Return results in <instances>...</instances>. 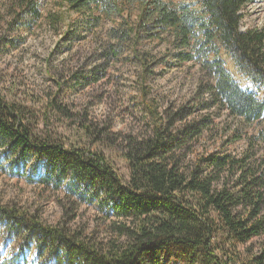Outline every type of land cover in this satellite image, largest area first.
I'll use <instances>...</instances> for the list:
<instances>
[{
  "label": "trees",
  "instance_id": "trees-1",
  "mask_svg": "<svg viewBox=\"0 0 264 264\" xmlns=\"http://www.w3.org/2000/svg\"><path fill=\"white\" fill-rule=\"evenodd\" d=\"M248 2L53 0V8L57 9L44 12L32 0H16L12 9L15 17L28 16L32 23L43 19L49 27L58 29L69 17L60 39L66 37L70 44L87 35L95 39V44L101 37L102 30H97L101 23L119 19L105 29V41H98V56L118 60L130 51L143 69V79L152 72L156 57L138 47L144 40L159 41L166 35L173 45L170 57L175 64L194 62L211 78L201 90V95L208 93L209 105L253 124L264 120V97L241 87L218 56L221 47L238 70L264 86V31L240 29L241 11ZM132 11L136 12L134 20ZM72 14L76 15L74 19ZM71 49L72 45L67 47ZM2 92L0 89V170L22 176L30 183L51 184L54 190L64 183L67 198L74 204H95L107 218H113L110 238L100 244L66 224L45 225L22 207L0 204L3 236L21 238L20 251L34 245L43 264H162L166 258L178 255L191 258L192 264L197 256L204 264H223L211 249L213 238L220 235L228 243L220 252L229 261L264 264V168L248 165V154L235 159L230 154L207 153L200 155L189 171L179 169L180 153L175 156V152L205 131L208 119L184 123L174 133H167L168 121L147 103L152 135L121 138L124 145L119 152L129 170V180L124 184L113 172L104 151H96L97 146L116 142L101 128L80 125L84 137L92 138L87 146L80 143L65 147L61 141L34 139L22 113L25 105L8 101ZM48 107L64 110L54 99ZM257 137L264 142V126ZM184 152L188 153L189 147ZM32 153L43 160L41 175L34 163L25 173ZM234 170L240 171L236 191L214 187L225 185L219 184L223 173L232 174ZM254 239L259 241L258 251H248L239 259L234 253L236 246ZM8 264L19 263L12 258Z\"/></svg>",
  "mask_w": 264,
  "mask_h": 264
},
{
  "label": "rangeland",
  "instance_id": "rangeland-1",
  "mask_svg": "<svg viewBox=\"0 0 264 264\" xmlns=\"http://www.w3.org/2000/svg\"><path fill=\"white\" fill-rule=\"evenodd\" d=\"M15 1L0 0V89L8 101L25 105L22 113L34 139L61 141L65 147L80 146V143L87 146L92 138L84 137L80 125L101 128L105 136L116 142L97 146L96 151H104L113 172L125 184L129 180V170L119 152L124 145L121 138L132 136L141 139L152 135V119L147 108V103H151L159 115L168 121L167 133H174L184 123L208 119L205 121L208 128L185 145L184 148L189 147V152L185 153L184 148L175 152V156L180 153V170L189 171L198 157L207 153L230 154L235 159L248 154V165L264 168V142L257 137L264 120L247 124L226 111L210 106L208 93L201 95V90L211 78L194 62L175 64L170 57L174 52L173 45H170L166 35L159 41L144 40L138 47L143 51L149 50L156 57L150 68L152 72L143 79V69L137 65L130 51L118 60L107 61L98 56V41H105V29L116 25L119 19L101 23L97 29L102 30L101 37L95 44V39L90 35L75 38L70 44L68 38L60 39L69 17L60 29L49 27L43 19L32 23L28 16L24 19L21 15L15 17L12 9ZM32 1L38 3L40 11L57 9L53 8L56 6L53 0ZM241 12V30L264 31V0H249ZM131 14L134 20L136 12L132 11ZM71 16L72 19L76 17L75 14ZM70 45L72 49L67 50ZM218 56L241 87L264 97V86L238 70L230 55L221 47ZM52 99L64 109L63 112L48 107ZM30 163L36 165L39 175L43 174V160L35 158L33 153L25 173L29 172ZM239 175V170H234L232 174L224 172L219 184L225 185L216 184L214 187L225 186L236 191ZM64 188V183L54 190L51 184L30 183L22 176H11L0 170V204L22 207L45 225L66 224L71 230L105 244L110 238V221L113 218H107L105 212H100L95 204L78 201L74 204L72 199L67 198ZM3 229L2 225L0 264H8L12 258L19 264L44 263L43 258L37 256L34 245L20 251L21 238L5 239ZM258 244L257 239L238 244L234 253L243 259L248 251L256 253ZM227 245L217 235L211 242V249L223 264H234L220 252ZM162 264H192V261L187 256L178 255L166 258ZM194 264H204V261L197 256Z\"/></svg>",
  "mask_w": 264,
  "mask_h": 264
}]
</instances>
